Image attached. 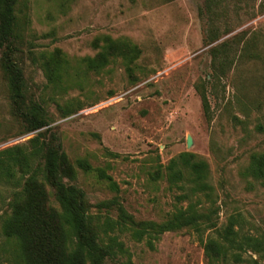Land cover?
Returning a JSON list of instances; mask_svg holds the SVG:
<instances>
[{"label": "rangeland", "instance_id": "obj_1", "mask_svg": "<svg viewBox=\"0 0 264 264\" xmlns=\"http://www.w3.org/2000/svg\"><path fill=\"white\" fill-rule=\"evenodd\" d=\"M18 15L29 95L50 117L42 131L60 137L76 171L70 182L85 191L95 224L118 219L116 208L98 207L113 197L138 220L163 221L186 206L178 197L190 194L189 173L172 183L167 167L187 152L208 163L219 225L240 214L244 232L264 235V186L246 174L252 154L264 152V0H21ZM108 36L136 44L139 57L128 63L109 52L97 69L92 58L101 62ZM53 54L62 57L57 83L46 68ZM38 132L13 114L0 49V150L29 148ZM80 158L105 169L118 190L80 168ZM14 189L0 182V213ZM1 224L0 264H7ZM214 234L181 228L151 243L100 231L126 250L106 264H207L204 242Z\"/></svg>", "mask_w": 264, "mask_h": 264}, {"label": "trees", "instance_id": "obj_2", "mask_svg": "<svg viewBox=\"0 0 264 264\" xmlns=\"http://www.w3.org/2000/svg\"><path fill=\"white\" fill-rule=\"evenodd\" d=\"M20 1L0 0L1 64L14 116L27 131L39 132L29 140V148L15 145L0 150V182L15 185L7 208L0 213L2 233L9 245L7 264H106L107 259L126 250L116 236H109L106 242L102 240L101 229L105 233L114 229L127 231L137 241L148 239L152 243L153 238L181 228H192L200 233L215 232L204 242L207 264H261L264 235L244 232L240 214H231L225 224L219 225L220 205L209 182L208 163L195 158L192 153H182L180 161L172 159L167 167L172 183L182 180L185 170L189 173L190 194L183 193L178 197L179 201L189 199L186 206L177 207L163 221L138 220L118 197H113L99 202L98 207L116 208L118 219L107 216L100 225L93 222L85 191L70 182L75 179L76 171L62 148L60 137L50 127L42 131L50 124L47 108L41 100L29 95L20 45ZM106 39L107 44L99 55L101 62L92 58L97 69L108 61L109 52L122 56L128 63L135 61L141 53L130 40L118 41L110 36ZM61 60V55L53 54L46 63L53 83L63 79L59 69ZM77 163L86 172L96 170L99 178L118 190L116 181L105 169L94 168L86 158H80ZM157 173L161 175L160 170ZM246 174L264 186V152L252 154ZM47 185L55 189L59 207L50 202ZM193 196H196L194 200ZM248 252L257 257L246 258Z\"/></svg>", "mask_w": 264, "mask_h": 264}, {"label": "water", "instance_id": "obj_3", "mask_svg": "<svg viewBox=\"0 0 264 264\" xmlns=\"http://www.w3.org/2000/svg\"><path fill=\"white\" fill-rule=\"evenodd\" d=\"M192 142H193V140H192V138L189 136V137L187 138V144H188V146H191V145H192Z\"/></svg>", "mask_w": 264, "mask_h": 264}]
</instances>
